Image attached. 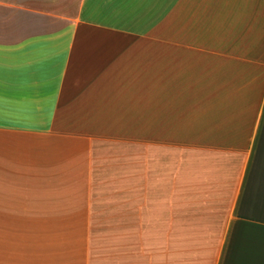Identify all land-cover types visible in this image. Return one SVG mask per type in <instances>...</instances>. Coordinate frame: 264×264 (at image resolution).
<instances>
[{"label": "crops", "instance_id": "0c3cea01", "mask_svg": "<svg viewBox=\"0 0 264 264\" xmlns=\"http://www.w3.org/2000/svg\"><path fill=\"white\" fill-rule=\"evenodd\" d=\"M0 264H264V0H0Z\"/></svg>", "mask_w": 264, "mask_h": 264}]
</instances>
